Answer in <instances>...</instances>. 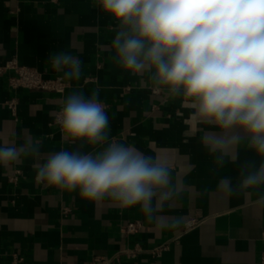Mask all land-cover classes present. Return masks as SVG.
<instances>
[{"label":"crops","instance_id":"0c3cea01","mask_svg":"<svg viewBox=\"0 0 264 264\" xmlns=\"http://www.w3.org/2000/svg\"><path fill=\"white\" fill-rule=\"evenodd\" d=\"M116 27L98 0H0V67L17 59L56 78L63 73L52 69L51 52L65 51L82 61L81 78L65 80L62 96L14 91L8 86L10 73L0 75V143L19 147L35 140L41 145L38 157H22L0 168V264H10L15 254L22 264H260L264 210L253 206L255 197H229L219 187L225 177L237 181L239 163L217 166L204 147L216 130L198 125L180 98L154 91L146 75H133L116 64L111 47ZM97 90L110 121L109 139L134 145L171 166L180 196L160 214L164 221L176 216L203 221L177 241L184 223L161 228L148 223L139 207L121 209L108 198L90 203L78 191L36 182L34 165L49 153L100 150L65 142L54 123L68 95L83 92L87 98ZM239 160L255 158L242 145ZM134 221L143 223V231L134 238L122 235L120 226ZM162 244L168 249L161 257L148 253ZM136 245L143 251L135 258L122 255Z\"/></svg>","mask_w":264,"mask_h":264},{"label":"clouds","instance_id":"9594fccd","mask_svg":"<svg viewBox=\"0 0 264 264\" xmlns=\"http://www.w3.org/2000/svg\"><path fill=\"white\" fill-rule=\"evenodd\" d=\"M117 24L113 59L124 71L147 76L154 91L180 98L190 117L216 130L204 141L217 166L239 163L233 183L219 187L229 197H255L264 210V0H98ZM49 63L62 79L79 80L82 61L65 51ZM65 142L98 151L59 150L37 162L35 180L121 209L139 207L148 223L179 228L184 217L160 216L180 196L172 168L134 145L110 140V121L98 90L68 95L56 116ZM106 145V146H105ZM255 160L240 162V146ZM38 141L0 143V168L36 158ZM259 161V163H256Z\"/></svg>","mask_w":264,"mask_h":264},{"label":"built area","instance_id":"2783aa9c","mask_svg":"<svg viewBox=\"0 0 264 264\" xmlns=\"http://www.w3.org/2000/svg\"><path fill=\"white\" fill-rule=\"evenodd\" d=\"M10 73L8 76V86L10 89L17 91V90H39V91H46V92H53L59 96H62L68 86L65 80L61 77L56 78H46L43 73L39 71L23 66L19 64L17 59H12L4 67H0V75H4ZM63 103L60 105L58 112L60 111ZM9 109L12 113H15L16 105L14 102L8 104ZM56 116L54 119V123H56ZM60 127V126H59ZM70 211L65 210L64 213L68 214ZM203 221L198 219H188L184 222L183 227L180 231V235L174 239L177 241L181 235L188 233L189 231L195 229L196 227L200 226ZM144 229V225L142 222L134 221V222H127L120 226V232L127 238H134L137 237ZM263 239H264V231H263ZM168 249V245L162 244L159 246L154 247L153 249L149 250L148 253L151 254L155 258L161 257L162 253ZM143 250L140 246L136 245L135 248L124 249L121 253L127 259L135 258L139 253ZM99 259H96L98 261ZM23 258L19 255H13L12 261L10 264H22ZM260 264H264V253L261 255Z\"/></svg>","mask_w":264,"mask_h":264}]
</instances>
